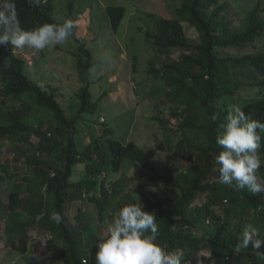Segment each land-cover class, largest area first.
I'll list each match as a JSON object with an SVG mask.
<instances>
[{"label": "trees", "instance_id": "trees-1", "mask_svg": "<svg viewBox=\"0 0 264 264\" xmlns=\"http://www.w3.org/2000/svg\"><path fill=\"white\" fill-rule=\"evenodd\" d=\"M13 2L24 30L60 23L52 17L53 0ZM126 12L124 5L106 6L113 31L120 30ZM177 14L172 19H155L146 33L159 51L149 70L159 78L172 104L169 113L175 121L160 122L178 134L176 144L193 169L175 173L172 167L166 168L158 174L165 190L160 188L143 204L129 185L120 182L112 186L108 203L97 196L104 170L120 172L127 162L153 167L147 148L124 142L108 122L100 121L101 99L96 95L100 88L96 71L89 69H101L104 60L94 56L83 39L73 37L78 42L72 53L81 87L78 109L71 116L57 98L56 88L49 92L29 76L28 62L15 47L0 46V184L8 190V201L0 199V229L4 223L5 246L27 253L35 221H39L45 233L62 241L65 264H95L101 233L79 203L92 204L98 221L111 204L120 210L141 203L157 217L158 242L169 251L184 253L182 264H264V245L256 250L249 244L236 251L245 229L264 239V193L220 183V165L215 161L221 151L216 137L234 108L264 123V45L260 44L264 8L258 4L248 10L240 24L233 20L226 0H182ZM186 24L193 36L188 35ZM165 49H176L178 55L165 54ZM100 79L106 94L114 85L106 76ZM252 89L257 92L250 95ZM34 116L37 120L32 124ZM46 119L51 131L44 129ZM257 132L264 160V131ZM8 139L18 143L7 145ZM4 149L14 153L12 163L2 158ZM258 175L264 179V167ZM45 201L44 214L40 203ZM72 207L76 208L73 221L67 214ZM53 212L62 216L60 223L51 220Z\"/></svg>", "mask_w": 264, "mask_h": 264}, {"label": "rangeland", "instance_id": "rangeland-1", "mask_svg": "<svg viewBox=\"0 0 264 264\" xmlns=\"http://www.w3.org/2000/svg\"><path fill=\"white\" fill-rule=\"evenodd\" d=\"M226 2L237 24L241 23V18H245L248 10L258 4L264 8V0ZM70 3H73L72 7ZM181 3L182 0H53L52 17L63 23L71 16L76 24V32L85 41L84 46L90 48L94 56L98 54L101 61L105 62L95 74V81H98L100 88L96 93L97 98L101 99L98 113L100 121L108 122L115 129L116 137L124 142L134 141L150 152L152 168L140 163L127 162L120 172L108 169L103 171L97 196L102 197L107 203L114 183L129 185L143 204L161 189L165 190L158 174L163 173L166 168L172 167L175 173L193 169L187 155L176 144L178 134L169 127V124L165 128L160 122L175 119L169 113L171 103L165 94L166 89L160 88L159 78L150 73V61L157 59L159 51L146 35L147 31L154 27L155 19L178 17L177 7ZM108 5L126 7L125 19L117 32L113 31L107 16ZM186 27L188 35L193 36L190 25L186 24ZM195 39H198V36ZM262 39L260 44L264 45V38ZM77 45L78 42L72 37L65 44L47 48L40 53H35L27 47L15 49L16 53L28 62L29 76L49 92L56 88L57 98L66 113L71 116L75 115L78 109V90L81 87L76 58L72 53ZM245 50L249 51L247 47ZM165 54L178 55V50L165 49ZM102 76H106L109 83L114 85L106 94H102L103 81L100 79ZM255 92L257 90L252 89L249 93L251 95ZM48 119L50 120L49 117ZM48 119L44 129L51 131ZM36 120L34 116L30 122L34 124ZM54 134L55 132L52 136H56ZM87 142H91L88 137ZM4 143L12 145L18 141L8 139ZM13 156L14 153L8 149L2 151V158L7 162L12 163ZM41 156L44 154L41 153ZM166 192L174 195L171 189H166ZM0 199L8 201L6 185L0 184ZM79 204L87 215L96 220L95 225L97 224L100 236L106 234L109 224L119 211L116 203L111 204L103 219L98 221L92 204L82 202ZM40 207L44 214L47 213L46 201L41 202ZM75 211L76 208L72 207L67 213L71 221L75 218ZM3 225L0 229V264H65L61 256L65 249L62 241L45 233L39 221H35V233L29 242L27 253L5 246Z\"/></svg>", "mask_w": 264, "mask_h": 264}, {"label": "clouds", "instance_id": "clouds-1", "mask_svg": "<svg viewBox=\"0 0 264 264\" xmlns=\"http://www.w3.org/2000/svg\"><path fill=\"white\" fill-rule=\"evenodd\" d=\"M40 3V0H34ZM76 24L67 19L63 23H45L31 30L19 27L13 0H0V46L25 47L40 53L47 48L63 45L70 38H79ZM96 68H90L95 73ZM42 87V85H41ZM215 122L216 116L211 117ZM257 129L264 131V123L250 119L244 111L234 108L226 117L216 144L221 151L215 161L219 167V182L252 194L264 193V179L258 175L264 160L259 152L261 136ZM55 223L62 221L59 212L51 214ZM159 226L155 213L144 210L141 203H130L118 211L96 244L95 264H182L184 253L177 249L169 251L158 242ZM256 250L264 245L259 234L245 229L241 234L236 251L248 248ZM260 252V251H257Z\"/></svg>", "mask_w": 264, "mask_h": 264}]
</instances>
